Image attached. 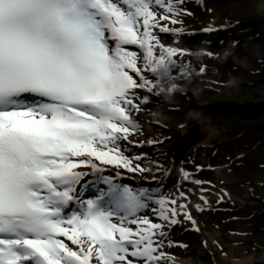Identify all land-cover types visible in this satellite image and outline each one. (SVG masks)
I'll use <instances>...</instances> for the list:
<instances>
[{
    "label": "snow or ice",
    "instance_id": "obj_1",
    "mask_svg": "<svg viewBox=\"0 0 264 264\" xmlns=\"http://www.w3.org/2000/svg\"><path fill=\"white\" fill-rule=\"evenodd\" d=\"M183 2L0 0V264H162L166 227L195 225L175 199L102 175L145 171L119 142L136 90L155 87L145 73L167 77L184 54L157 35L179 31L162 22L191 15ZM149 202L160 223L141 215Z\"/></svg>",
    "mask_w": 264,
    "mask_h": 264
},
{
    "label": "rangeland",
    "instance_id": "obj_2",
    "mask_svg": "<svg viewBox=\"0 0 264 264\" xmlns=\"http://www.w3.org/2000/svg\"><path fill=\"white\" fill-rule=\"evenodd\" d=\"M184 2L179 6H183ZM256 2L258 4L255 5L251 0L242 1L245 9L246 5L250 7L247 12L252 11V4L260 12L258 17L249 14L255 20L250 27L260 33V37L256 35L258 41L252 43L250 48L237 47L231 42L225 46L218 37L208 36L210 31L205 29L215 26L208 21L215 22L217 19L210 9L207 13L211 14L212 19L199 17L195 22L182 20L173 27L168 26L179 31L162 36L157 34L165 47L184 54L172 58L175 66L170 68L167 77L158 79L151 72L145 73L155 87L152 92L147 89L136 91L138 98L135 103L140 105V111L134 112L132 117L136 128L128 140L119 142L124 155L138 162L145 171L149 163H144L142 155L152 153L160 154L165 162L169 161L165 170L174 167L171 173L153 175L156 176L154 181L158 191L152 194L186 205V210L195 216L192 220L202 223L203 227L202 234L182 222L166 227L168 239L186 247L166 246L163 250L168 254L175 253L180 261L189 260L192 264H264V38H261L264 35V0ZM232 17L234 20H244V16ZM211 37L215 40H211ZM247 42L251 41L246 39L245 44ZM134 49L140 51L136 47L131 48ZM219 74L225 75L221 78L223 80H220ZM176 79H180L177 82L184 89L172 88ZM213 79L223 81V86L211 84ZM222 94L240 97H237V101L226 102L231 105L218 106L223 102L218 99ZM244 94L250 97L257 94L261 99H257V103H248L250 106L247 108L242 106L247 99V96H241ZM232 105L237 106L238 116L230 114L233 110L224 108H231ZM215 107L225 109V114H230L229 119L236 116V121H243L223 122L226 120L224 117L212 121L211 115L207 117V112ZM175 114L180 115V123ZM157 123L172 126L168 131H172L174 136L167 140L169 143L165 146H152L155 134L165 130L162 128L159 131ZM178 124L184 126L180 128ZM168 146L171 149L164 151V148L169 149ZM239 153H245L244 157L237 158ZM174 154H180V157L175 160ZM230 156L240 163L237 170H233L229 161L223 160ZM185 173L188 179L184 178ZM109 174L113 173L108 169L102 173ZM86 179L91 181L90 177ZM123 183L127 185L128 180L123 179ZM222 198L231 204L225 214L210 209L200 211L208 202H218ZM149 203L151 206L141 215H147L159 223L152 211L157 205ZM230 218L238 220L229 222ZM162 264L171 263L167 260Z\"/></svg>",
    "mask_w": 264,
    "mask_h": 264
},
{
    "label": "trees",
    "instance_id": "obj_3",
    "mask_svg": "<svg viewBox=\"0 0 264 264\" xmlns=\"http://www.w3.org/2000/svg\"><path fill=\"white\" fill-rule=\"evenodd\" d=\"M235 13L237 14V11H235ZM222 15H223V13L222 12H219V17H222ZM231 34H230V36H233V33L232 32H230ZM235 33H239L238 35L239 36H241V33L240 32H238V31H236ZM255 95H257V94H255ZM231 97H233V96H231ZM259 97H261L260 95L258 96H256V97H251V98H248L246 101H249V102H254V101H256L257 99H261V98H259ZM230 97H228L227 99H228V101H231L230 99H229ZM262 98H264L263 96H262ZM232 100H236L237 101V99L235 98V97H233V99ZM248 106V105H247ZM234 109L235 108H237V106H235V107H233Z\"/></svg>",
    "mask_w": 264,
    "mask_h": 264
},
{
    "label": "bare ground",
    "instance_id": "obj_4",
    "mask_svg": "<svg viewBox=\"0 0 264 264\" xmlns=\"http://www.w3.org/2000/svg\"><path fill=\"white\" fill-rule=\"evenodd\" d=\"M264 105V104H263ZM197 226H198V228L200 227V225L199 224H196ZM205 231V230H204ZM206 238V237H205ZM171 261H173V262H182L181 264H192L191 263V261H189V260H186V261H180V260H177L176 261V259L174 258V257H170L169 258Z\"/></svg>",
    "mask_w": 264,
    "mask_h": 264
}]
</instances>
